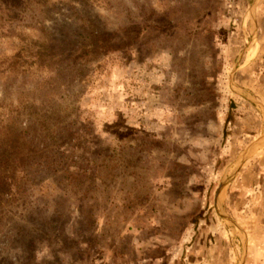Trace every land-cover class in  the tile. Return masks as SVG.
I'll return each mask as SVG.
<instances>
[{"label":"rangeland","instance_id":"1","mask_svg":"<svg viewBox=\"0 0 264 264\" xmlns=\"http://www.w3.org/2000/svg\"><path fill=\"white\" fill-rule=\"evenodd\" d=\"M0 264H264V0H0Z\"/></svg>","mask_w":264,"mask_h":264},{"label":"trees","instance_id":"2","mask_svg":"<svg viewBox=\"0 0 264 264\" xmlns=\"http://www.w3.org/2000/svg\"><path fill=\"white\" fill-rule=\"evenodd\" d=\"M41 31L45 35L46 42H37V51L33 54V56L35 58L37 57V61L40 66H45L46 68H48V70L54 73V75L57 73L59 74L61 64L64 62V59L62 58L63 52L60 51V44H62V41L56 39L54 35L47 32L45 29H42ZM87 40L91 43L93 48H90V46L88 45L75 47L73 49V53L75 54L72 55V58H90L93 53L101 52L103 54H107L117 49L116 45L113 44V36L98 33L90 35ZM27 161V158H25L24 156H18L16 159L13 160V164H18V167H22L25 166Z\"/></svg>","mask_w":264,"mask_h":264}]
</instances>
